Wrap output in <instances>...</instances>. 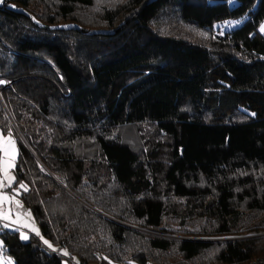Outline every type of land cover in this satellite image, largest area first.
Segmentation results:
<instances>
[{
	"label": "trees",
	"instance_id": "obj_1",
	"mask_svg": "<svg viewBox=\"0 0 264 264\" xmlns=\"http://www.w3.org/2000/svg\"><path fill=\"white\" fill-rule=\"evenodd\" d=\"M263 26L264 0H0V129L41 230L0 233L14 264L264 256Z\"/></svg>",
	"mask_w": 264,
	"mask_h": 264
},
{
	"label": "rangeland",
	"instance_id": "obj_2",
	"mask_svg": "<svg viewBox=\"0 0 264 264\" xmlns=\"http://www.w3.org/2000/svg\"><path fill=\"white\" fill-rule=\"evenodd\" d=\"M232 6L237 4V0H229ZM243 19L238 20H228L223 23L220 28V33L224 31V29L229 27H238L243 23ZM264 31V26L262 27ZM11 139L15 144V152L14 160H12V167L8 168V175L13 177L14 179L9 181L2 170H0V181H3V186H0V194H3L6 197H10L12 199H6L3 203H0V233L4 230L9 231H18L22 240L26 241L32 238V235H41V230L38 222L34 218L31 210L24 204L22 199L20 198L21 188H15L14 184L16 181L15 167L17 164V160L19 157V147L18 141L16 137L12 133H5L0 129V140H2L3 148L11 151L10 146L7 141ZM10 159L9 156L5 155L3 150H0V161H8ZM7 167V164H0V168ZM17 201L19 203H17ZM7 217V218H5ZM23 236H27V239L22 238ZM44 243L48 241L47 246L51 245V241L45 237H42ZM50 247V246H49ZM53 248V247H52ZM0 263L1 264H14L13 259L4 253L3 249V240L0 236ZM65 264H71L70 259L66 258ZM112 264H125L113 262ZM137 264V263H134Z\"/></svg>",
	"mask_w": 264,
	"mask_h": 264
},
{
	"label": "snow or ice",
	"instance_id": "obj_3",
	"mask_svg": "<svg viewBox=\"0 0 264 264\" xmlns=\"http://www.w3.org/2000/svg\"><path fill=\"white\" fill-rule=\"evenodd\" d=\"M0 83H2V82H0ZM3 143L4 142L2 140H0V150H3L5 152V155L9 156L10 159L8 161H0V164H7V167L0 168V170H2L4 172V174H5V177L9 181H11L14 178L8 175V168L13 166L12 165V160H14V158H15L14 155H13V153L15 152V144H14V141H12L11 139H9L7 141L8 145L10 146V149H11V151H9L8 149L3 148ZM0 186H3V181H0ZM20 187L24 188L26 190V186L25 185L21 184ZM6 199L10 200L12 198L6 197L3 194H0V203H3V201L6 200ZM17 203H19V202L17 201ZM5 218H7V217H5ZM37 235H39V232H37ZM22 238L27 239V236H23ZM45 243L48 244V241H45ZM49 246L51 247V245H49ZM67 254H68L67 252L64 253V255H67Z\"/></svg>",
	"mask_w": 264,
	"mask_h": 264
},
{
	"label": "built area",
	"instance_id": "obj_4",
	"mask_svg": "<svg viewBox=\"0 0 264 264\" xmlns=\"http://www.w3.org/2000/svg\"><path fill=\"white\" fill-rule=\"evenodd\" d=\"M249 264H264V256L254 258Z\"/></svg>",
	"mask_w": 264,
	"mask_h": 264
},
{
	"label": "water",
	"instance_id": "obj_5",
	"mask_svg": "<svg viewBox=\"0 0 264 264\" xmlns=\"http://www.w3.org/2000/svg\"><path fill=\"white\" fill-rule=\"evenodd\" d=\"M1 97V96H0Z\"/></svg>",
	"mask_w": 264,
	"mask_h": 264
}]
</instances>
